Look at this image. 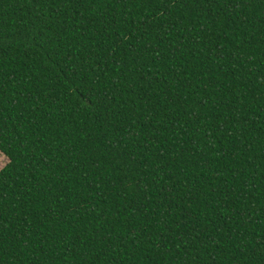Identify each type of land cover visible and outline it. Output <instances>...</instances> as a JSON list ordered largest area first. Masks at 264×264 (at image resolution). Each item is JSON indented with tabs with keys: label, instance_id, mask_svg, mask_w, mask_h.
<instances>
[{
	"label": "trees",
	"instance_id": "16d2710c",
	"mask_svg": "<svg viewBox=\"0 0 264 264\" xmlns=\"http://www.w3.org/2000/svg\"><path fill=\"white\" fill-rule=\"evenodd\" d=\"M0 264H264V0H0Z\"/></svg>",
	"mask_w": 264,
	"mask_h": 264
},
{
	"label": "rangeland",
	"instance_id": "374dc122",
	"mask_svg": "<svg viewBox=\"0 0 264 264\" xmlns=\"http://www.w3.org/2000/svg\"><path fill=\"white\" fill-rule=\"evenodd\" d=\"M8 159L0 152V170L7 164Z\"/></svg>",
	"mask_w": 264,
	"mask_h": 264
}]
</instances>
